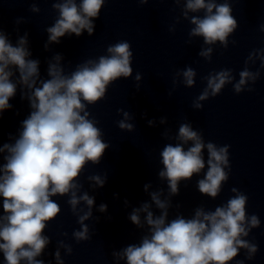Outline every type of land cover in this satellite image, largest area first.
<instances>
[{"label": "clouds", "instance_id": "clouds-1", "mask_svg": "<svg viewBox=\"0 0 264 264\" xmlns=\"http://www.w3.org/2000/svg\"><path fill=\"white\" fill-rule=\"evenodd\" d=\"M107 0H53L52 8L58 13L54 24L46 28L49 44L60 42L65 35L81 36L85 31L94 34V20ZM148 4L150 0H137ZM177 5L183 4L182 16L193 25L189 37H202L207 47L201 48L198 55L211 61L213 47L219 43L225 49L229 37L238 28V22L232 15L230 0H172ZM30 11L39 13L40 8L33 0ZM203 12V16L189 15ZM18 18L16 23L22 22ZM179 23V19H177ZM171 28L170 31H174ZM264 32V24L260 26ZM190 42V41H189ZM235 44V41L232 42ZM107 55L97 59H88L77 64L75 70L66 74L62 65L63 57L56 54L48 61V79H41L39 60L30 59L28 33L19 37L14 46L0 26V119L5 110L12 105L18 86L21 98L27 99L30 114L21 122V130L14 142L0 144V254L4 264H45L39 259L51 242L45 235L48 223L61 212L55 196H68L71 212L77 217L79 230L72 233L79 243L87 241L90 229L85 222L93 217L95 197L82 191L83 184L79 177L86 166L99 165L105 151L110 147L103 139V132L98 121L91 117L89 105H95L105 98L111 84L120 78H130L133 52L128 41H118L109 45ZM260 60L264 68V49L253 50L245 61V68L239 72V80L231 69H222L203 77L206 87L193 102L194 109H202V101L216 97L228 84L233 85L239 94L246 88L249 92L260 78V71H251L248 64ZM18 77L14 80L13 77ZM197 73L192 67L178 70L173 78H182L183 84L191 88L195 85ZM141 75H135L137 89ZM169 97L171 92L168 93ZM123 119L117 126L123 131H134L133 119L128 111L118 109ZM160 124H167V118L161 117ZM155 120H149L150 127ZM163 136L168 139L165 131ZM11 139V137H10ZM175 144H165L160 152L162 168L158 172L161 181L167 182L168 194L164 189L149 191L151 184H145L144 190L151 202H143L133 208L128 219L138 229L147 228L138 244H129L112 256L126 264H231L240 250L246 251V259L251 260L258 252V245L245 239L252 229L260 227L256 214L249 216L246 208L248 196L233 187L234 193L226 203L216 206L214 211L197 207L190 218L177 214L169 220L171 197L179 194L182 181H189L194 175H200L207 165L203 178L197 181V188L202 195L216 199L222 186L229 179L230 145L217 146L205 142L202 134L194 130L190 123H182L174 137ZM188 145L187 148L185 146ZM207 151V160L204 151ZM227 169V170H226ZM90 186L104 187L107 174L89 175ZM164 197V198H162ZM125 206L128 201H124ZM83 204L84 207H80ZM153 205L159 210L156 215ZM179 207V205H177ZM108 206L100 204L98 211L107 212ZM143 214V220L141 216ZM99 219V218H97ZM67 236V233H63ZM61 249L66 255L73 252L72 246L63 240L58 241L54 252L56 264H64ZM236 264H244L237 260Z\"/></svg>", "mask_w": 264, "mask_h": 264}]
</instances>
